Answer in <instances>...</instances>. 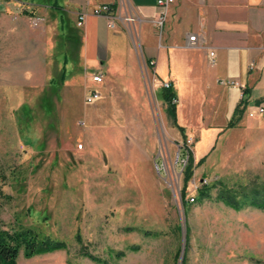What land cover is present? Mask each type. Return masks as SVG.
Listing matches in <instances>:
<instances>
[{"label": "rangeland", "instance_id": "rangeland-1", "mask_svg": "<svg viewBox=\"0 0 264 264\" xmlns=\"http://www.w3.org/2000/svg\"><path fill=\"white\" fill-rule=\"evenodd\" d=\"M6 1L0 18L23 16L25 34L36 40L44 21L31 27ZM15 41L14 31L0 29V219L6 228L22 224L68 244L30 258L19 254L17 264H177L183 242L182 264H264V209L249 204L250 190L264 186V123L257 137L226 139L223 128L198 163L196 133L182 125V135L173 125L147 67L140 90L86 76L62 87L60 74L41 82L30 68L3 62L2 45L10 49ZM91 88L99 98L86 103ZM175 92L187 124L210 113L197 95ZM186 149L192 163L185 181ZM224 193L231 204L248 193L240 202L249 206L234 209L221 200Z\"/></svg>", "mask_w": 264, "mask_h": 264}, {"label": "crops", "instance_id": "crops-1", "mask_svg": "<svg viewBox=\"0 0 264 264\" xmlns=\"http://www.w3.org/2000/svg\"><path fill=\"white\" fill-rule=\"evenodd\" d=\"M102 3L112 5L115 27L109 26L107 16L91 13ZM4 6L43 18L36 40L25 34L23 16L0 18L1 30L16 33L12 48L2 45L1 59L14 61L18 71L30 68L41 82L63 74L62 87L71 78L85 76L99 85L90 77L97 71L106 85L114 80L129 91L141 87L138 76L147 67L160 87L161 81L169 80L175 95H197L210 113H199L189 125L185 114L180 119L185 102L179 100L176 121L196 133L198 161L211 151L223 128L226 139L262 134L256 126L264 123V114L249 117L248 112L264 105V0H173L165 8L157 0H7ZM82 11L86 16L79 26L77 15ZM128 15L134 20L126 21ZM225 79L237 81L243 89L223 84ZM230 121L234 124L227 127Z\"/></svg>", "mask_w": 264, "mask_h": 264}, {"label": "trees", "instance_id": "trees-1", "mask_svg": "<svg viewBox=\"0 0 264 264\" xmlns=\"http://www.w3.org/2000/svg\"><path fill=\"white\" fill-rule=\"evenodd\" d=\"M61 79H63V74L61 76ZM162 95L163 99L170 104V111L173 117V125L177 127V129L183 135V127L178 125L176 121V103H171L172 97L176 98L174 91L163 89ZM233 124L234 123L230 121L227 127H231L233 126ZM186 155H188L187 160L190 161L186 166L188 168L185 169V181L190 177V166L192 163V156L190 155V151L187 149ZM201 162L202 159L198 161V163ZM206 194V190L199 192L200 197H204L206 196ZM249 194H252L249 204L258 209H264V186L261 190L252 188ZM249 194L244 193L241 196L240 201L244 202L245 200H247ZM182 195L184 196V189L182 191ZM220 198L225 204H231L227 202L231 199L227 193L221 194ZM240 201H238V203L235 202V204L233 203L230 206H232L234 209H240L242 208V206H249V204H244ZM75 239L76 242H80V237L77 236ZM67 248L68 244L65 241L51 238L47 235L41 234L39 231L33 228L23 226L22 224L6 228L5 224L0 219V264H17V258L19 254H22L25 258H30L36 255L50 253ZM79 253L83 256L89 257L92 260L98 261V258H96V256L88 253L86 250H81L80 248Z\"/></svg>", "mask_w": 264, "mask_h": 264}, {"label": "built area", "instance_id": "built-area-1", "mask_svg": "<svg viewBox=\"0 0 264 264\" xmlns=\"http://www.w3.org/2000/svg\"><path fill=\"white\" fill-rule=\"evenodd\" d=\"M173 0H157V4L162 7V8H165L167 5H169L170 3H172ZM113 8H112V5L110 3H102V4H98L96 6H94L91 10V13L93 15H96V16H102V15H105L108 17V24L109 26L111 27H115L116 25V19L114 18L115 16L113 14H111ZM85 16H86V13L85 12H80L78 13L77 15V24L79 26H81L84 22V19H85ZM162 18H163V15L161 14L158 19H157V22L160 24L161 21H162ZM28 20H29V24L31 27H37L39 26V24H41L43 22V18L39 15H31L28 17ZM125 20L128 21V22H131L133 21V17L132 16H125ZM195 36H190L189 39L192 41L194 40ZM213 52H209V56H210V60L211 62H213ZM151 62H153V60H151ZM91 80L93 82H102V74L100 72L96 73V74H93L91 76ZM221 82L223 84H226V85H238L240 88L243 89L242 85L239 84L237 81L235 80H230V79H225V80H221ZM161 87L163 89H168V90H173V86H172V82L167 80V81H161ZM242 94H244L243 91H241ZM99 98V92L95 89V88H91L89 91H87V93L85 94V102L86 103H93L94 101H96L97 99ZM177 100L176 98L172 97L171 99V103H176ZM260 113V114H264V105L263 106H259L256 110H255V113ZM254 112H249V115L250 116H253ZM187 157V156H186ZM190 200H192V198H190Z\"/></svg>", "mask_w": 264, "mask_h": 264}, {"label": "water", "instance_id": "water-1", "mask_svg": "<svg viewBox=\"0 0 264 264\" xmlns=\"http://www.w3.org/2000/svg\"><path fill=\"white\" fill-rule=\"evenodd\" d=\"M183 257H184V242L182 243V246H181L177 264H182Z\"/></svg>", "mask_w": 264, "mask_h": 264}]
</instances>
